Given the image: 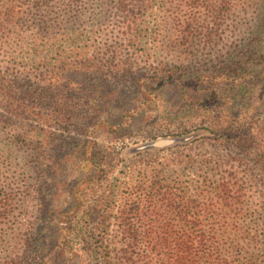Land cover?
<instances>
[{
  "label": "rangeland",
  "instance_id": "374dc122",
  "mask_svg": "<svg viewBox=\"0 0 264 264\" xmlns=\"http://www.w3.org/2000/svg\"><path fill=\"white\" fill-rule=\"evenodd\" d=\"M51 1L0 0V81L12 86L8 92L0 82V190L12 195L0 220V264L42 261L38 233L53 210L42 214L36 191L63 205L68 193L56 186L84 144L107 167L103 184L119 200L132 162L191 193L198 182L217 185L232 173L247 197L233 220L222 207V225L252 231L242 259L264 264L260 172L245 157L244 173L231 159L242 154L222 141L226 118H235L234 134L243 131L255 87L264 89V65L256 60L264 51V0H144L149 8L129 29L119 0ZM127 3L135 12L143 7V0ZM162 139L179 142L163 152L141 149ZM50 165L58 174L51 191L41 172Z\"/></svg>",
  "mask_w": 264,
  "mask_h": 264
},
{
  "label": "trees",
  "instance_id": "16d2710c",
  "mask_svg": "<svg viewBox=\"0 0 264 264\" xmlns=\"http://www.w3.org/2000/svg\"><path fill=\"white\" fill-rule=\"evenodd\" d=\"M35 1L38 3L33 6L42 4L40 0ZM68 1L76 3L78 0ZM148 8L143 0V7L135 12L127 0H119L118 10L125 17L123 28H131L126 25ZM171 9L166 11L169 16L176 14ZM9 16L8 13L7 20L12 19ZM256 60L259 66L264 65V51ZM259 71L262 75L263 71ZM5 80L1 79L10 92L12 86ZM248 87H240L243 97L250 92ZM255 88L258 97L249 105L254 112L244 117V130L234 134L235 118L228 117L223 124L230 126L222 128V141L232 142L242 154L239 159H231L239 167L244 166V173L249 170L243 160L250 159L260 172L256 187L264 190V89ZM232 102L233 98L228 97V104ZM255 103L258 105L254 107ZM23 130L20 127L18 131L21 136ZM176 142L179 140L162 139L142 145L141 149L163 152L166 145ZM79 148L76 163L66 165L65 175L56 186V190L68 193L67 201L60 205L54 194L42 199L40 188L36 191L40 194L42 214H48L50 209L53 212L49 225L38 233L43 246L42 261H33V264H250L242 259V254L251 245L253 232L242 225H222V207L227 211L226 218L233 215V220L241 215L242 209L237 207L247 197L239 181L231 178L232 173L226 172L217 185H210L207 180L198 182L191 193L188 185L182 186L159 174L149 176L142 167L137 170L132 162V171L124 176V197L119 200L110 186L105 189L103 178L107 176V167L97 159L98 153H91L85 144ZM143 153H138L140 158ZM140 158L136 162L147 161ZM82 161L86 162L84 168L80 165ZM147 165L151 166L149 161ZM121 169L123 172L124 167ZM41 172L48 177L45 185L51 191L54 184L50 182L58 175L56 166H47V170ZM107 197L109 200L104 201ZM11 200L12 195L0 190V220L7 217L6 207ZM18 259L22 262L11 259L9 264H27L25 258Z\"/></svg>",
  "mask_w": 264,
  "mask_h": 264
}]
</instances>
